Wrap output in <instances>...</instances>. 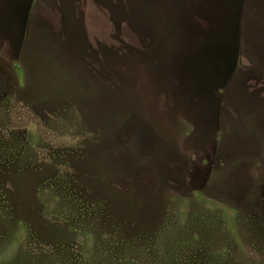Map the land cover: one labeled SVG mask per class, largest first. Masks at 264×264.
<instances>
[{
    "label": "rangeland",
    "instance_id": "1",
    "mask_svg": "<svg viewBox=\"0 0 264 264\" xmlns=\"http://www.w3.org/2000/svg\"><path fill=\"white\" fill-rule=\"evenodd\" d=\"M135 1L0 0V264H264V0Z\"/></svg>",
    "mask_w": 264,
    "mask_h": 264
},
{
    "label": "trees",
    "instance_id": "2",
    "mask_svg": "<svg viewBox=\"0 0 264 264\" xmlns=\"http://www.w3.org/2000/svg\"><path fill=\"white\" fill-rule=\"evenodd\" d=\"M132 3L137 4L138 9H143V7L140 5V2H139V1L132 0ZM147 10H148V9H147ZM147 14H149V12H148ZM150 17H151V16H150ZM150 17H148V18L150 19ZM151 18H152V17H151ZM168 29H169V27H168Z\"/></svg>",
    "mask_w": 264,
    "mask_h": 264
}]
</instances>
